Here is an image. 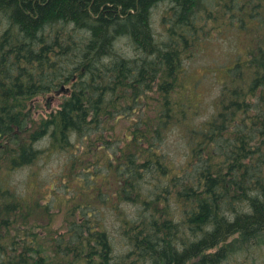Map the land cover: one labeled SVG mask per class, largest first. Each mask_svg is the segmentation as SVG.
I'll return each instance as SVG.
<instances>
[{
	"label": "trees",
	"instance_id": "trees-1",
	"mask_svg": "<svg viewBox=\"0 0 264 264\" xmlns=\"http://www.w3.org/2000/svg\"><path fill=\"white\" fill-rule=\"evenodd\" d=\"M165 2L158 39L152 9ZM225 29L245 41L176 166L162 143L188 108L170 105L182 61ZM0 31V264H264V0H0ZM62 84L60 107L34 121L25 100ZM54 154L64 201L36 166ZM47 178L43 201L33 192ZM107 193L136 206L118 216L120 257L97 214ZM58 206L77 215L64 233L52 228Z\"/></svg>",
	"mask_w": 264,
	"mask_h": 264
},
{
	"label": "rangeland",
	"instance_id": "rangeland-1",
	"mask_svg": "<svg viewBox=\"0 0 264 264\" xmlns=\"http://www.w3.org/2000/svg\"><path fill=\"white\" fill-rule=\"evenodd\" d=\"M166 7L167 3L165 2L157 4L152 9V28L158 39H164L166 36V31L161 21V15L164 13ZM254 23H258V20H254ZM208 35V41H202V43L199 44L201 47L195 46L190 57L182 61L184 74L180 75L179 85L175 89L176 92L172 93L171 106L174 103V99L178 96L182 99H186V104H188V108H186V104L183 106L186 108L184 117H182L183 119L179 120L178 118H174V120L170 121L169 127L167 126L164 131L165 136L162 143V151L166 152L171 162L176 166L182 164L187 158V151L189 148L188 135L190 129L203 126L202 124L207 121V118L214 114L216 99L223 80L222 73H224L226 67L233 64L238 49L242 47L240 44H243V41H245V38L238 36L237 43L235 30L233 29H225L218 32L212 31L208 33ZM180 84H183V86H180ZM61 87L62 86L55 90L43 94H36L27 98L24 103V105L26 104L24 110H30L32 112L31 118L34 121H39L41 118L47 117L52 111L58 109L61 102L69 95V92L58 93L57 91L60 90ZM66 87L70 89V84H66ZM155 96L158 99V94H155ZM150 105L154 106L155 104L150 102ZM146 110H148V108H146ZM120 127L121 124L117 126V130ZM76 143L77 145H75L73 151L75 152L74 154H79L81 146L79 142ZM39 144H46V141L41 140ZM49 159L47 163L40 161L36 166L42 168L41 172L43 175H48L50 180L55 179L53 183L55 184V190L58 192L56 195H58V198L62 196V201H64L67 195V192H64V187L61 185L62 175H67V171L63 168L64 155L58 156L54 154ZM25 172H27L26 168L18 171L16 173V177H18L17 180L22 179ZM48 178L44 185V191L33 192L43 201L48 200L50 197V199L54 198V194L48 193L51 191V181ZM64 180L67 181V178L64 177ZM68 182L70 187V192H68V194H73L72 189L77 187L79 181L71 174L68 176ZM145 186L148 187L149 184L145 183ZM108 191L111 192V190ZM106 197L108 198H104L105 203H99L97 205V214L99 219L104 221L107 226L113 249L112 256L120 257L128 252L129 245L121 234L118 216H120V212H122L125 217L131 218L136 210V206L130 201H119L116 197L111 198L108 193ZM67 199L70 200V197ZM68 207H56L57 213H55L56 216L53 217L52 228H57L58 233L66 232L62 228V225H65V222H67L66 216H70L65 212ZM75 218H77V215L71 216V219L69 217V221L71 222V220H75ZM36 223H38V220ZM67 226L69 225L67 224ZM82 256H84L82 260L68 264H100L98 258L88 257L89 255L87 256V254ZM85 259L87 261H85ZM110 261L111 260L108 259L109 264H111ZM108 263L106 262L105 264Z\"/></svg>",
	"mask_w": 264,
	"mask_h": 264
},
{
	"label": "water",
	"instance_id": "water-1",
	"mask_svg": "<svg viewBox=\"0 0 264 264\" xmlns=\"http://www.w3.org/2000/svg\"><path fill=\"white\" fill-rule=\"evenodd\" d=\"M64 90H65V91H67V90H68V88H65L64 86H62V87H61V89H60V90H58L57 92H58V93H60L61 91H64Z\"/></svg>",
	"mask_w": 264,
	"mask_h": 264
},
{
	"label": "bare ground",
	"instance_id": "bare-ground-1",
	"mask_svg": "<svg viewBox=\"0 0 264 264\" xmlns=\"http://www.w3.org/2000/svg\"><path fill=\"white\" fill-rule=\"evenodd\" d=\"M4 25V24H3ZM72 26V25H71ZM54 29V28H53ZM1 32V31H0ZM66 53V52H65ZM69 55V54H68ZM76 133H78V132H76ZM47 139V138H46ZM51 139V138H50ZM73 141V140H72ZM66 148H67V146H66ZM70 149V148H69ZM66 151V150H65ZM120 208V207H119ZM105 210V209H104ZM112 223V222H111ZM109 224V223H108ZM114 226V225H113ZM113 228V227H112ZM110 230V229H109ZM113 233V232H112ZM109 235V234H108ZM120 248V247H119ZM122 250V249H121ZM118 251V250H117ZM115 257V256H114Z\"/></svg>",
	"mask_w": 264,
	"mask_h": 264
}]
</instances>
